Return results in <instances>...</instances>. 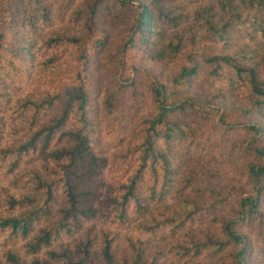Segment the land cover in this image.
I'll return each instance as SVG.
<instances>
[{"label": "trees", "instance_id": "16d2710c", "mask_svg": "<svg viewBox=\"0 0 264 264\" xmlns=\"http://www.w3.org/2000/svg\"><path fill=\"white\" fill-rule=\"evenodd\" d=\"M15 1L21 0H11L7 8H0L6 20L14 10ZM105 1L95 0L92 4L86 20V36H56L49 42L50 47L72 48L77 53L80 70L76 91L55 96L43 94L12 107L20 114L28 113L30 124L23 134L24 143L7 153L16 163L23 157L43 156L48 166L44 168L45 176L37 174V171L24 176L26 182L35 184V195L16 197L4 194L1 205L7 216L0 217V234L9 232L14 237H28L36 223L55 217L57 206L58 218L34 235L30 245L32 252L49 248L54 241L82 230L84 221L100 220L105 230L96 234L90 228L73 248L60 246L50 252L46 260L37 259L30 264H155L145 252L148 241L161 232L175 233L190 224L196 215L203 213L201 208L193 207L192 210L186 208L180 217L161 212L149 222L143 219L147 210L145 203L161 199L169 190L171 144L197 145L195 129L209 124L228 133L246 132L252 135L251 142L264 133V126L248 123L251 112L264 111V0H240L237 3L228 0L222 6L224 15L218 22L207 17L204 11L198 19L208 26V31L220 42L227 43L233 38L242 40V48L230 56H204L203 61L210 68L207 77L211 90L222 97L232 91L249 94V99L253 101L252 109H223L213 106L212 100L206 98L175 100L177 93L167 90L165 86L155 85L152 87L155 112L140 122L134 140L130 141L122 134L113 135L109 131L101 137L91 118L93 104L87 69L91 56L107 44V37L94 26L97 10ZM116 1L134 18L127 40L121 47V61H125L131 51L156 62L166 59L180 61V40L176 42L170 39L161 46L155 42V36L163 34L158 27L159 22L162 21L164 25L175 23L172 11L156 9L155 2L150 3V0ZM6 20L0 16V80L2 76L5 78L21 71L16 54L11 46L6 45L9 26ZM8 50L13 56L9 55ZM196 74L199 73L194 62L183 67L174 79L173 87L183 88ZM125 85L128 84L122 82L121 87ZM4 97L0 84V100L4 101ZM114 97L112 93L106 95L103 107L112 108ZM55 108L59 109V113L52 122L38 127L40 116ZM57 137L68 140L70 146L46 153ZM105 138L113 139L122 151L111 156L103 155L99 146ZM164 144L168 146L167 150L162 148ZM248 151L254 160L240 172L232 187L220 196L219 203L235 202L234 219L215 221L218 230L216 239L191 236L184 245L174 247L173 251L180 259L194 263L218 256L225 261L223 264H246L249 243L239 230L255 223L260 228V246L264 247V146H252ZM96 182L100 183L101 188L107 185V197L101 196L99 189L83 190ZM117 230L130 232L125 239L131 255L128 261L118 262L116 259ZM5 259L4 264H26L12 253L5 254Z\"/></svg>", "mask_w": 264, "mask_h": 264}, {"label": "rangeland", "instance_id": "374dc122", "mask_svg": "<svg viewBox=\"0 0 264 264\" xmlns=\"http://www.w3.org/2000/svg\"><path fill=\"white\" fill-rule=\"evenodd\" d=\"M227 1L150 0V3L155 2L156 9L164 12L170 10L176 18L174 21L176 24L164 25L162 21L159 22L158 27L163 34L155 36V42L161 46L170 39L176 42L180 40L182 52L179 62H172L169 59L156 62L133 51L127 54L125 61H121L119 59L121 47L124 40H127L134 20L133 14L116 0H106L101 5L97 10L94 26L107 37V44L104 49L91 56L87 69L93 104L91 118L96 129L101 132V137L109 131L113 135L122 134L130 141L134 140L140 122L155 112L152 104V87L155 85L165 86L167 90L177 93L175 100L206 98L212 100L213 106L223 109L230 107L252 109L253 101L249 99V94L232 91L222 97L218 96L215 90H211L207 77L210 68L203 61L204 56H230L242 48V40L233 38L227 43L220 42L208 31V26L198 19L199 14L204 11L207 17L218 22L224 15L222 6L226 5ZM233 1L237 3L240 0ZM10 2L11 0H0V8L2 6L7 8ZM94 2L95 0L15 1L14 10L7 20L0 9V16L9 22L6 45L11 46L21 67V71L5 78L2 76L3 79L0 80L5 94L4 101L0 100L1 218L7 216L5 208L1 205L4 194L16 197L35 195V184L26 182L24 176L31 171H37V174L45 176L44 168L48 166L43 156L23 157L16 163L7 153L8 150H15L24 143L23 134L30 124L28 113L20 114L12 107L35 96L43 94L55 96L76 91L80 70L77 53L72 48L50 47L49 42L56 36L70 38L86 36V20L90 16ZM8 52L13 56L12 52L9 50ZM193 62L198 67L199 74L194 75L183 88L173 87L174 79L180 74L181 69ZM122 82L128 85L122 88ZM111 93L115 96L111 102L112 108H104L103 101L106 95ZM58 113L59 109L55 108L47 114H42L38 127L50 124ZM250 116L249 124L264 126V111H253ZM195 130L198 134L197 145L171 144L169 153L172 172L169 190L161 199L145 203L147 210L143 219L149 222L154 215L161 212L180 217L186 208L192 210L193 207L201 208L203 213L196 215L190 224L179 228L175 233L161 232L148 241L145 252L155 264H223L224 260L218 256L189 263L180 259L173 248L184 245L191 236L218 238L215 221H231L235 217V202L219 203L220 196L232 187L240 172L254 160L248 148L264 146V133L251 142L253 137L246 132L228 133L215 125H204ZM67 141L65 138L61 140L59 137L55 138L46 153L68 148L70 142ZM99 148L102 154L107 156L122 151L113 139L106 138L101 140ZM162 148L167 150L168 146L164 144ZM94 188L99 189L101 196L107 197L109 194L107 185L101 188L99 182L88 185L83 190ZM58 209L57 206L55 217L53 216L50 221L36 223L28 237H14L9 232L0 234V264H4L7 253L16 255L26 264L37 259L46 260L48 254L60 246L73 248L82 240L84 232L88 229L92 228L96 234L105 230L100 220L84 221L82 230L73 231L60 241H54L49 248L44 247L32 252L30 245L34 235L58 218L59 215L56 213ZM239 231L249 243L246 264H264V247L260 246V228L257 227V223L253 226H244ZM116 232H118L116 259L118 262L128 261L131 255L126 248L125 239L130 236V232L129 230Z\"/></svg>", "mask_w": 264, "mask_h": 264}]
</instances>
